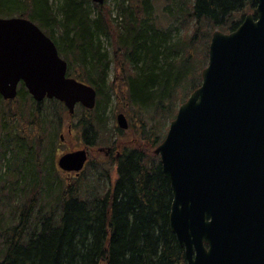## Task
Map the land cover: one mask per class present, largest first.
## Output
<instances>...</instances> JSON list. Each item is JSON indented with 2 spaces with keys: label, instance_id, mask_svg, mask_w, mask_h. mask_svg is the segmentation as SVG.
Listing matches in <instances>:
<instances>
[{
  "label": "trees",
  "instance_id": "obj_1",
  "mask_svg": "<svg viewBox=\"0 0 264 264\" xmlns=\"http://www.w3.org/2000/svg\"><path fill=\"white\" fill-rule=\"evenodd\" d=\"M114 4L115 10L109 0H0L1 17L35 22L68 61V75L97 91L95 109L72 117L56 99L36 102L24 85L14 100L0 95V115L12 113L16 120L0 128V164L6 160L15 171L0 173V264H187L170 227V181L150 149L162 142L167 123L201 85L213 32L235 30L257 2ZM111 64L120 70L113 83L123 84L126 107L136 115L132 120L141 117L144 150L128 152L112 184L101 171L60 176L54 144L68 119L79 118L87 140L109 139ZM23 97V105L15 104ZM4 102L10 103L4 107ZM20 120L31 133L21 130Z\"/></svg>",
  "mask_w": 264,
  "mask_h": 264
},
{
  "label": "water",
  "instance_id": "obj_2",
  "mask_svg": "<svg viewBox=\"0 0 264 264\" xmlns=\"http://www.w3.org/2000/svg\"><path fill=\"white\" fill-rule=\"evenodd\" d=\"M256 2L236 30L213 33L202 84L155 150L173 194L170 227L188 264H264V0ZM67 69L35 22L0 16L5 99L16 98L23 81L38 102L56 98L71 114L78 103L93 109L96 89L68 77ZM117 120L128 128L124 113ZM87 158L80 149L58 162L80 171Z\"/></svg>",
  "mask_w": 264,
  "mask_h": 264
},
{
  "label": "rangeland",
  "instance_id": "obj_3",
  "mask_svg": "<svg viewBox=\"0 0 264 264\" xmlns=\"http://www.w3.org/2000/svg\"><path fill=\"white\" fill-rule=\"evenodd\" d=\"M112 7L115 10V4H114V0H109ZM159 10V9H158ZM107 48L108 50L111 52V56L112 55V48L111 46H109L107 44ZM120 73V70H117V65L116 64H111L110 68H109V72H108V79H109V83L108 85H110L112 83L113 86H111L112 88L115 89H110L109 92L112 93L111 95V101L109 104V108L107 111V114L105 115L106 121H107V128H108V136L109 139L107 141H100L99 139L94 140V145L90 147V149L92 150V160H93V164L91 165V168L87 171V173H95L96 170H93L92 167L94 166V164L100 165L99 160H103L104 161V157H105V152H101L98 151L100 148L105 147L107 145H113V141H115L118 145V147L120 146L122 148V151L125 149H129V150H144V147L146 144L145 141L143 142L142 138V134H141V130H139V128L142 126L141 123V117H137L135 119L132 120V115L135 117L136 115L132 112V110L127 106V102L125 101V96H124V92L122 90H124V86L123 84H120V79H118L119 82L117 83H113L115 81L116 76ZM121 88L122 92H119ZM118 91V93H117ZM25 100V97L21 98V99H17L15 104H18V101H20V104L23 105ZM10 102H4V107H7V105ZM48 105V103L46 104ZM13 107L15 108L16 105H13ZM15 110V109H14ZM120 112H125L128 116V118L130 119V123H131V128L128 130H124L123 132H119L118 131V124H117V114ZM131 112V113H129ZM79 114H82V112H80ZM81 116V115H79ZM12 113H9L8 115L5 113V117L0 115V128L1 126H3L4 123H15L16 120H12ZM29 117V115H28ZM67 118V117H66ZM68 119V118H67ZM134 121V122H133ZM78 122V117H74V119H72V121H69V119L67 120V123L65 124V127L62 128V132L64 134V143L62 145H60V139L59 141H57V143L54 144L55 150H54V160L58 159L59 155L64 152V151H69L71 149H77V148H81L83 146H85L86 144L84 141V136H83V132H82V125L79 124L78 126L76 125ZM26 123V122H25ZM69 123H72V128L71 131L69 130ZM19 124H21V127H23V129H21L23 132H25V134L27 135V133H31V127L30 126H26L24 124V120H20ZM167 125H169V123H167ZM50 145V144H49ZM54 149V148H52ZM152 154H155V149H150V156ZM8 158H11V162L14 160L13 156H11V153H8L7 155ZM7 158V159H8ZM97 169H99V167H97ZM17 170V169H16ZM15 173V171L12 169V171H10V169L8 168L7 164H6V160H3V162L0 164V173ZM19 173H21V170L19 171ZM56 173H59L60 176H63L65 178L70 177V179H73L75 177L74 174L72 175H68L67 173H62L60 170L56 171ZM116 177V175H115ZM114 179V177H113Z\"/></svg>",
  "mask_w": 264,
  "mask_h": 264
},
{
  "label": "flooded vegetation",
  "instance_id": "obj_4",
  "mask_svg": "<svg viewBox=\"0 0 264 264\" xmlns=\"http://www.w3.org/2000/svg\"><path fill=\"white\" fill-rule=\"evenodd\" d=\"M85 111H87V109H84ZM89 111V110H88ZM85 115V114H84ZM83 115V116H84ZM80 124L79 118H78V122H77V126ZM72 123H69V130L71 131L72 128ZM118 131L119 132H123L124 130L118 127ZM84 136V133H83ZM84 141L86 144L85 146L81 147V148H77V149H71L69 151H64L62 152L59 156L68 153V152H72L75 150H80V149H87L89 151V157L88 160L86 161L84 168L80 171H66L63 169H60L57 167L58 171L60 170L62 173H87V171L91 168V165L93 164V160H92V156H91V152L92 150L90 149V147L95 146L93 140H87L84 137ZM113 145H107L105 147L100 148L98 151L101 152H105V157H104V161L103 160H99L100 165H95L92 167L93 170H96L95 173H100V171L102 173H109V177H110V184L114 183L117 178H118V174L117 173H121L120 171V165L124 162L125 157H127L128 152H131L133 150H123L122 148L118 145L115 141H113ZM64 143V138L62 139V141L59 143L60 145H62ZM60 158V157H59ZM161 162V161H160ZM97 167H99V169H97ZM116 175V177H115ZM114 177V179H113Z\"/></svg>",
  "mask_w": 264,
  "mask_h": 264
}]
</instances>
